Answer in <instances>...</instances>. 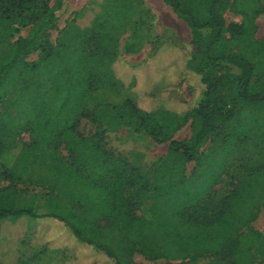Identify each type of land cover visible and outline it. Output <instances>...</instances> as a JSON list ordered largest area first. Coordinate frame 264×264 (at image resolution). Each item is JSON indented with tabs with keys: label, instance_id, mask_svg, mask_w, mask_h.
<instances>
[{
	"label": "rangeland",
	"instance_id": "374dc122",
	"mask_svg": "<svg viewBox=\"0 0 264 264\" xmlns=\"http://www.w3.org/2000/svg\"><path fill=\"white\" fill-rule=\"evenodd\" d=\"M54 2L41 0L25 17L9 18L5 26L10 30L0 31V55L9 53L19 37H27L33 14L46 11ZM198 6L202 13L203 4ZM224 17L227 25L254 19V38H264V0H230ZM100 26L111 31L115 40L105 41ZM207 32L193 31L163 0H68L59 19L47 31L43 45L24 56L26 63L40 66L32 76L43 81L56 75L57 66L52 57L47 59V53L57 58V51L66 46L94 56L90 61L92 68L110 71L113 77L101 81L102 88L84 98L86 117H73L75 111L69 110L57 118V99L52 92L45 102H53V106L38 108L40 117L29 111L19 116V106H26L28 100L15 89L0 101V128L18 120L13 140L6 143L11 152L0 154V190L15 192L19 202L35 205L38 213L49 207L57 214V205L68 206L85 213L91 222L106 225L111 199L104 198L98 188H113L115 181L109 182L112 173L96 167L93 158L80 160L74 155L76 142L83 141L98 143L110 154L114 167L121 169L125 165L131 172L132 178H127L118 189L121 195L134 199L138 215L152 219L165 213H179L186 197L203 206L220 205L239 183L250 181L264 165V108H240V142H227L221 137L210 139L198 158L185 166L181 187L169 183L155 189L154 169L167 156L170 140H187L193 133L188 114L201 84L200 77L187 64L197 55L194 39ZM226 37L230 39L229 35ZM99 45L106 51V66L95 62L102 51L99 52ZM216 71L241 72L229 64L219 65ZM263 80L264 70L252 78L250 91L256 92ZM127 101H133L145 113L172 111L181 117L179 122H171L172 127H179L166 140L158 129L151 132L126 123L110 127L108 117L126 109ZM49 107L55 116L49 115ZM257 119L262 125L259 132L254 129L255 125L259 127ZM150 123L145 121L143 125ZM47 176L48 181H38ZM72 178L86 182L89 192H79ZM259 185L264 188V183ZM259 193L262 195L260 188ZM252 195H246L247 200ZM170 200L175 201V206ZM254 203V219L249 223L239 219L234 225L240 240L238 248L244 249V258H249L241 264H264V200ZM43 220L23 215L0 221V264H111L104 254L67 237L65 227H57L56 233L54 224L41 225ZM220 259L221 255L213 252L175 259L140 248H135L131 256L135 264H237L235 257L219 262Z\"/></svg>",
	"mask_w": 264,
	"mask_h": 264
},
{
	"label": "trees",
	"instance_id": "16d2710c",
	"mask_svg": "<svg viewBox=\"0 0 264 264\" xmlns=\"http://www.w3.org/2000/svg\"><path fill=\"white\" fill-rule=\"evenodd\" d=\"M39 1L41 0H0V31H9L10 28L5 26L9 18L25 17L26 13L34 11ZM67 1L55 0L51 8L40 14H33L31 20L34 21L27 37H19L9 53L0 55V101L12 90L19 91L25 100H28L26 106L24 104L19 106L20 117L26 115V111L40 117L41 112L38 108H48L47 104L53 106V102L52 105L45 102L51 92L57 99V118L69 110L75 111L71 115L73 117H86L87 111L82 106L84 98L101 89V81L113 77L110 71H96L92 68L90 61L94 56L74 52L77 47L66 46L57 51V58L52 53H47V59L52 57L57 66L56 75L43 81L32 76L40 70V66L26 63L24 56L43 45L47 31L59 19ZM163 1L193 31L208 32L194 39L197 55L192 56L187 64L188 68L200 77L201 84L188 114L192 119L193 133L187 140H170L167 156L158 162L154 169L155 189L169 183L181 187L185 166L198 158L201 148L210 139L221 137L227 142L234 140L240 142L239 133L243 127V121L238 119L240 108L251 107L253 110L264 108V80L258 83L256 92L250 91L252 78L264 70V38H254L256 30L254 19L250 18L240 25H227L224 14L230 0ZM202 4L203 12L200 13L198 5ZM100 29L105 41L115 40L111 31L102 26ZM226 35H229L230 39ZM98 50L102 51L95 62L106 66L104 46L99 45ZM221 64L234 65L241 72L219 74L216 68ZM229 105L232 106L231 109H228ZM124 107L126 109L121 108L112 117H108L107 123L110 127L126 123L136 124L151 132L158 129L163 132L165 140L179 127H172L171 122L177 123L181 117L167 109L145 113L141 112L133 101H127ZM49 115L55 116L52 108ZM145 121L151 123L143 125ZM16 123L18 124V120ZM16 123L0 128L1 155L11 152V147L6 146V143L13 140ZM256 124H259V127L256 128L255 125L254 129L259 132L262 128L260 120L257 119ZM57 132V137H60L61 133ZM258 138L263 142V136L260 135ZM76 143L74 155L78 159L93 158L96 167L99 165L100 168L112 173L108 180L115 181L112 184L114 189L110 186L98 188L104 198L111 199L112 209L107 224L91 222L85 213L76 208L68 209V206L57 205V214L49 207L38 213L40 210L35 205L19 202L16 193L10 190H0V221L23 215L45 219L41 225L54 224L53 229L56 233L57 227H65L67 237L70 236L73 241L98 254H104L111 260V264H135L131 261L135 248L175 259L213 252L221 255L219 262L228 257H235L237 264L249 260L243 256L244 249L238 248L240 240L235 235L234 225L239 219L251 222L254 219L251 212L254 202L264 200L262 196L264 188L259 185L264 183V165L256 171L250 181L239 183L218 206H203L186 197L182 200L181 212L165 213L148 219L135 212L134 199L120 194L118 188L127 181V178H132L126 166L123 165L121 169L114 167L110 154L102 150L98 143L85 144L83 141ZM48 176L38 177V181H48ZM71 180L77 185L79 192L87 190L89 192L90 186L86 182L75 181L73 178ZM259 188L262 195H259ZM250 192L253 195L247 200L246 195ZM170 201L175 206V201ZM34 203L38 204L37 201ZM162 216L164 217L161 219Z\"/></svg>",
	"mask_w": 264,
	"mask_h": 264
}]
</instances>
